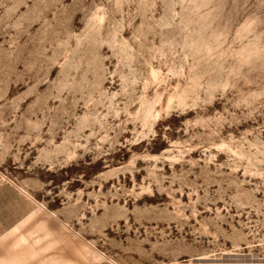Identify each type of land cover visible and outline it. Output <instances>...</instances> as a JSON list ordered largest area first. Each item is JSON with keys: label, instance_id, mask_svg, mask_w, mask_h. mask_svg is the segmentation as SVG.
<instances>
[{"label": "rangeland", "instance_id": "1", "mask_svg": "<svg viewBox=\"0 0 264 264\" xmlns=\"http://www.w3.org/2000/svg\"><path fill=\"white\" fill-rule=\"evenodd\" d=\"M3 187L80 257L264 264V0H0Z\"/></svg>", "mask_w": 264, "mask_h": 264}, {"label": "crops", "instance_id": "2", "mask_svg": "<svg viewBox=\"0 0 264 264\" xmlns=\"http://www.w3.org/2000/svg\"><path fill=\"white\" fill-rule=\"evenodd\" d=\"M15 191L0 188V264H109L95 253L80 257L78 242L59 231L48 232L46 220L33 218L37 211L31 210L30 199L21 196H28L26 191ZM15 193L21 196L19 209Z\"/></svg>", "mask_w": 264, "mask_h": 264}, {"label": "built area", "instance_id": "3", "mask_svg": "<svg viewBox=\"0 0 264 264\" xmlns=\"http://www.w3.org/2000/svg\"><path fill=\"white\" fill-rule=\"evenodd\" d=\"M218 264H222V263H218ZM235 264H244V263H235ZM245 264H251V263H245Z\"/></svg>", "mask_w": 264, "mask_h": 264}]
</instances>
